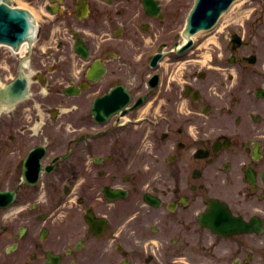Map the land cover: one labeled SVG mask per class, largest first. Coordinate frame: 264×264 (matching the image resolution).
Listing matches in <instances>:
<instances>
[{"label": "flooded vegetation", "instance_id": "obj_1", "mask_svg": "<svg viewBox=\"0 0 264 264\" xmlns=\"http://www.w3.org/2000/svg\"><path fill=\"white\" fill-rule=\"evenodd\" d=\"M189 1H12L39 28L0 47V264H264V5L250 43L230 26L180 56Z\"/></svg>", "mask_w": 264, "mask_h": 264}, {"label": "water", "instance_id": "obj_2", "mask_svg": "<svg viewBox=\"0 0 264 264\" xmlns=\"http://www.w3.org/2000/svg\"><path fill=\"white\" fill-rule=\"evenodd\" d=\"M226 1L198 0L191 21L194 24L209 23L214 18L216 9L219 8L217 6L224 5ZM207 8H209L208 11ZM34 32V21L28 11L10 8L6 0H0V40L17 44L18 40L30 39Z\"/></svg>", "mask_w": 264, "mask_h": 264}, {"label": "rangeland", "instance_id": "obj_3", "mask_svg": "<svg viewBox=\"0 0 264 264\" xmlns=\"http://www.w3.org/2000/svg\"><path fill=\"white\" fill-rule=\"evenodd\" d=\"M240 1H236L232 5V7L226 13H224V15L220 18L218 26L222 27L221 30L223 31V33L227 30V28L230 25L237 29L239 25L242 27L240 22L242 23L243 20L245 21V23L247 22L248 17L250 16V14H249V16H247V14L249 12L248 8H251V6H255V3H252L250 1H245V0L244 1L242 0V2H240ZM245 23H243L244 24L243 27H244V30H245L246 37L250 41L251 40V36L248 37L249 31H248V28H247V24H245ZM220 33H217L216 35H219L220 38L222 39ZM212 38L213 39H218L215 36H213ZM248 51H249V49H248Z\"/></svg>", "mask_w": 264, "mask_h": 264}]
</instances>
